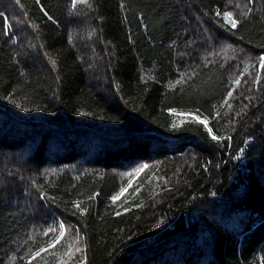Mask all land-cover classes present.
I'll use <instances>...</instances> for the list:
<instances>
[{
	"label": "trees",
	"instance_id": "obj_1",
	"mask_svg": "<svg viewBox=\"0 0 264 264\" xmlns=\"http://www.w3.org/2000/svg\"><path fill=\"white\" fill-rule=\"evenodd\" d=\"M0 264H264V0H0Z\"/></svg>",
	"mask_w": 264,
	"mask_h": 264
},
{
	"label": "snow or ice",
	"instance_id": "obj_2",
	"mask_svg": "<svg viewBox=\"0 0 264 264\" xmlns=\"http://www.w3.org/2000/svg\"><path fill=\"white\" fill-rule=\"evenodd\" d=\"M225 15L229 18V21L232 24V27H236L237 22L235 20L231 19L232 14L231 13H227ZM237 83H238V81H237ZM213 138L215 139L216 137H213ZM114 199H118V197H116ZM37 255H39V253H37Z\"/></svg>",
	"mask_w": 264,
	"mask_h": 264
},
{
	"label": "bare ground",
	"instance_id": "obj_3",
	"mask_svg": "<svg viewBox=\"0 0 264 264\" xmlns=\"http://www.w3.org/2000/svg\"><path fill=\"white\" fill-rule=\"evenodd\" d=\"M125 134V133H124ZM58 219V218H57Z\"/></svg>",
	"mask_w": 264,
	"mask_h": 264
}]
</instances>
